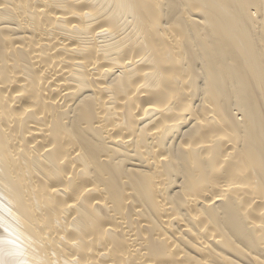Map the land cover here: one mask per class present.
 <instances>
[{"label":"bare ground","instance_id":"1","mask_svg":"<svg viewBox=\"0 0 264 264\" xmlns=\"http://www.w3.org/2000/svg\"><path fill=\"white\" fill-rule=\"evenodd\" d=\"M0 264H264V0H0Z\"/></svg>","mask_w":264,"mask_h":264}]
</instances>
